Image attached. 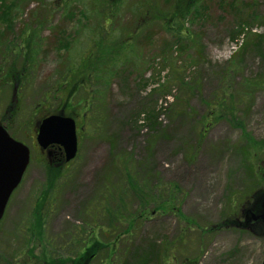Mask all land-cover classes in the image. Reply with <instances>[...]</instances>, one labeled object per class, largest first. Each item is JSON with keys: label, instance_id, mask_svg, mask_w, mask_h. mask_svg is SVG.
I'll return each mask as SVG.
<instances>
[{"label": "rangeland", "instance_id": "obj_1", "mask_svg": "<svg viewBox=\"0 0 264 264\" xmlns=\"http://www.w3.org/2000/svg\"><path fill=\"white\" fill-rule=\"evenodd\" d=\"M0 1L8 6L10 21L7 30L0 19V75L21 66V57L4 51L8 42L19 46L22 33L29 30L25 37L34 45L27 50L31 60L21 87L0 77V123L30 150V163L0 221V264H40L43 254L73 258L80 241L88 244L92 234L98 247L110 246L127 224L121 219L110 228L118 214L115 207L123 205L125 219L137 215V202L124 189L128 185L123 168L139 176L143 163L148 174L180 188L185 217L204 227L236 212L237 227L204 235L189 230L171 213L137 218L130 235L121 237L116 248L121 253L112 262L104 248L90 264H123L135 249L134 258L125 264H262L264 228L258 222L245 223V212L264 194V63L251 47L257 45L258 35L264 43V0H198L195 11L172 29L163 17L175 0H155L159 12L146 24L141 22L129 62L106 70L113 74L107 86L90 80L87 90H77L65 105L60 98L66 91L47 100L46 95L61 82L67 58L78 55L88 34L99 33L102 23L94 13L95 0H75L64 11L58 8L59 0ZM140 1H145L143 10H153L150 0H125L115 20L104 26L117 37L128 32L136 20L131 10ZM178 27L189 34L175 39ZM66 42L70 46L63 50ZM244 44L249 48L242 56ZM167 78L172 82L165 98L152 88ZM91 95H98L96 102ZM10 102L18 114L5 122L1 117ZM61 108L79 128L78 153L61 167L64 177L50 203H43L39 229L35 207L46 197V175L34 128ZM149 112L159 113L158 127L146 124ZM148 141L154 145L147 154ZM246 165L256 181L247 198ZM227 201L236 203L233 211Z\"/></svg>", "mask_w": 264, "mask_h": 264}, {"label": "trees", "instance_id": "obj_2", "mask_svg": "<svg viewBox=\"0 0 264 264\" xmlns=\"http://www.w3.org/2000/svg\"><path fill=\"white\" fill-rule=\"evenodd\" d=\"M75 0H59L61 2L60 6L58 8H61L62 11L66 9L69 5L74 3ZM153 10H143L145 8V1H140L139 3L135 4L133 6L131 12L135 15L136 20L135 24L128 32H123L122 35L119 37L116 36V33L112 30H110L109 24L112 23L113 20L117 17L120 8H122L125 4V0H95L94 3V13L97 14V19L102 24H99L100 27H98L99 33L98 34H88L84 42L81 43V47L79 49L78 55L74 57L73 60L68 59V65L65 72H63L59 78L61 82H56L54 85V89L51 93H48L46 95V100L49 96H52L53 98L56 97L57 92L59 91H66L68 93L67 96L60 98L62 100V104L65 105L68 101H71L70 99L75 95L77 90L79 89H86V85L90 84V80H93L95 84L101 83L100 85L102 87L107 86L110 83V79L113 77V74L110 75L106 74V70L110 67L118 69L121 66H123L125 63L129 62V56L131 53L135 52L134 48V38H136L137 33L139 32V26L141 25V22L143 24H146L147 20L154 18L155 14L159 11L156 9V3L155 0H150ZM198 0H175L170 14H166L168 16L163 17V21L165 23V26H167L166 23L169 24L170 22V29L174 28L175 25L180 26V20L185 18L186 16L190 15L195 11L196 3ZM4 3V4H3ZM13 4L12 2L10 5ZM3 5V8L1 7ZM8 12L9 8L5 4V1H0V19H3L6 24L5 29L9 30L10 25L7 24L8 21ZM176 19V20H175ZM106 21H109L106 26H104V23ZM171 22L173 24H171ZM249 23H247L248 25ZM103 25V26H102ZM178 32L177 34H173V37L175 39L179 38L181 35H187L189 34L188 31H183L180 27L177 28ZM3 30H0V35L3 34ZM29 30H26L22 33L23 38L21 44L19 46H14V42H8V45L5 46L4 51L9 54H13L14 56L21 57V66L16 68L14 66L8 68V71L0 75V77H4V81H13L14 85L18 84L20 87L22 86V79H25V72H28V66L30 63V56L31 53H27V50H29L33 45L30 42L31 40H28L27 37H25ZM243 32V28H240L237 31V35L239 36ZM25 37V38H24ZM236 38V37H235ZM258 40L257 45H252L251 47L254 49L255 52H257L258 56L261 57L263 63H264V43H262V36L258 35L256 37ZM64 41V40H63ZM60 43V41H59ZM70 46L69 42H66L62 45L63 50L67 49ZM249 48V45L244 44L241 48V55L244 56L246 54L247 49ZM71 51V50H70ZM13 60H15L13 58ZM15 62H13L14 65ZM3 70H0V73H2ZM176 75L180 76V72L174 71ZM106 74V77L104 76ZM16 78L17 80H14ZM171 78H167L165 83H158L156 87L152 88L153 92L160 93L165 98L167 96H170L171 91ZM176 82H179L176 80ZM180 84H183L182 81L179 82ZM12 84V86H13ZM148 85H145L144 88H147ZM165 89L164 91H162ZM87 90V89H86ZM98 95L92 97L91 95V101L96 102V97ZM94 99V100H93ZM223 98H221V102ZM45 100V101H46ZM98 100V99H97ZM186 99H184V102ZM218 101V100H217ZM215 101V103L217 102ZM183 102V101H182ZM61 104V105H62ZM91 104V103H90ZM71 106L69 103L68 106ZM219 105V104H218ZM15 106V105H14ZM16 106H18L16 104ZM10 107V108H9ZM12 102H10L9 106L7 107L5 113L2 115L1 120L7 121L8 116L11 118H14L17 114V107L15 109H11ZM11 110V113L9 114V111ZM55 112V111H54ZM145 122L147 125H150L152 127H158L160 125L159 123V113L158 112H149L145 116ZM36 128V127H35ZM34 128V129H35ZM153 141H148L146 146V151L148 154V151L151 152L153 148ZM53 163H43L44 171H45V193L44 197L41 200V202L37 203L35 214L37 217V227L40 229L42 226L41 218L42 216V210L43 203L49 202L52 197L55 196V191L57 188V183L60 182V180L64 177L63 168L61 169V166L59 167L55 163H60L57 159L53 160ZM142 164V163H141ZM146 164L141 165V170L143 169L144 172H142V175H130L127 173L126 169L123 168V173L126 172V178L124 179L127 187H124L126 192H130L129 198L133 200V202H137V215L130 214L127 219L123 216V213L125 211V208L123 205H117L115 210L118 212L115 218H113V221L110 223V228L113 227V223L119 224L120 220L123 219L127 222L125 231L120 235L117 234L112 241L111 245H105L104 243H100L99 247V241L93 236L88 237V244L85 240H81V244L76 252V255L72 257H66V258H60V257H47L45 254L39 258L40 264H90L95 257L99 254L100 251H102L104 248L107 251V255L109 258H111V262L113 260V257L118 255L121 252H117L116 248L119 245V242L121 241V237L123 235H130V230L134 226V223L137 218L140 219H147L152 217L153 214H170L175 215L178 220L182 221L183 225H186L189 230H197L201 234L205 233H212L216 229L220 228H226V227H237V224L235 226L234 222V216L236 212L230 214L229 216H226L222 222L215 224L213 226H200L198 223L191 218L185 217L181 212V204L182 199H179V194L181 193L180 188L174 184V183H168L164 182L158 174H148L145 168ZM122 170V169H121ZM247 170V179L249 182L246 185V188L244 189L246 193V198L249 197L250 193H252V188L256 186L255 181V172L252 171L251 167H248L246 165ZM125 171V172H124ZM120 193L122 195L123 188H120ZM244 197V198H245ZM258 199V198H257ZM256 199L254 201L252 208L254 209V212H257L259 209V203ZM251 200V199H250ZM248 200V201H250ZM234 202V201H232ZM232 202L230 204V201H227L228 207L233 211L232 208ZM118 204H123L121 201ZM236 203L234 202V205ZM242 204V203H241ZM48 205V204H47ZM247 202L245 203L244 207H247ZM151 209H150V208ZM251 208V209H252ZM242 210H244L242 208ZM241 210V211H242ZM229 213V212H228ZM228 213H225L224 215H228ZM133 224V225H131ZM263 228L264 226L261 225ZM130 231V232H129ZM186 234V233H185ZM128 241V240H127ZM108 246V247H107ZM171 247V246H170ZM81 249V251H80ZM169 248V252H170ZM174 249V247H173ZM172 249V250H173ZM138 249L134 250V253H131L129 256L128 254L123 259V264H125L126 260L133 259L135 254L137 253ZM168 254V253H167ZM149 255V254H148ZM128 257V258H127ZM152 257V255H151ZM127 258V259H126ZM161 261V257L159 258ZM166 261V259H165ZM194 264H196V261H193ZM185 264V261L182 263Z\"/></svg>", "mask_w": 264, "mask_h": 264}, {"label": "water", "instance_id": "obj_3", "mask_svg": "<svg viewBox=\"0 0 264 264\" xmlns=\"http://www.w3.org/2000/svg\"><path fill=\"white\" fill-rule=\"evenodd\" d=\"M36 132V141L41 148L46 149L49 145H58L63 148L66 162L75 158L78 143L75 121L71 117L63 113L50 115L39 123ZM28 163V147L12 138L0 124V220ZM257 201L260 202L258 211L248 210L245 223L258 222L264 226V194ZM262 264H264V258Z\"/></svg>", "mask_w": 264, "mask_h": 264}, {"label": "flooded vegetation", "instance_id": "obj_4", "mask_svg": "<svg viewBox=\"0 0 264 264\" xmlns=\"http://www.w3.org/2000/svg\"><path fill=\"white\" fill-rule=\"evenodd\" d=\"M37 152L43 161H46L47 163L53 162L54 158L60 160V162L63 161L62 150L56 145H51L46 149L37 147Z\"/></svg>", "mask_w": 264, "mask_h": 264}]
</instances>
